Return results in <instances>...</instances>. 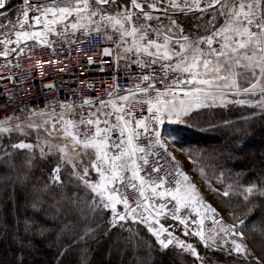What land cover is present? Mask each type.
<instances>
[{"label": "snow or ice", "instance_id": "6c2138e0", "mask_svg": "<svg viewBox=\"0 0 264 264\" xmlns=\"http://www.w3.org/2000/svg\"><path fill=\"white\" fill-rule=\"evenodd\" d=\"M81 42L98 55L69 92L0 97V264H264V157L228 167L264 133V0H0V66Z\"/></svg>", "mask_w": 264, "mask_h": 264}, {"label": "built area", "instance_id": "2783aa9c", "mask_svg": "<svg viewBox=\"0 0 264 264\" xmlns=\"http://www.w3.org/2000/svg\"><path fill=\"white\" fill-rule=\"evenodd\" d=\"M141 23H143L142 20ZM99 39L100 38L97 37L93 43L99 42ZM112 43L114 44L115 40H113ZM97 55V49L92 47L89 50V45L84 42L75 44L71 49V54L66 50L58 51L53 54L50 49L33 48L30 59H21L18 61L23 66V72H14L10 67L0 66V77L15 75L19 81V83L16 84L0 81V97L5 95V91L17 95V97L22 96L24 92H27L28 96L26 99L33 107H43L44 102L51 101L60 94L55 90L37 91V89L42 88L40 81L44 80L45 82H52V78L54 77H63L64 80L62 82L56 81V83L58 85L63 83V91L69 92L70 90L67 87L69 76L79 77L82 76L83 73L79 61H87L88 56L95 58ZM45 61H48V63H45ZM98 63H105L106 70L100 72L97 67L93 65L86 76L89 81H94L96 84L95 90L92 94L103 95L105 89L100 87V85H108L112 83L110 74L114 72L115 65L112 63L111 58H105V62ZM0 65H2V61H0ZM30 69L34 73L31 80H29L27 75ZM118 75L122 77L124 73H119ZM29 83H31V88L25 87L24 92H21V87ZM119 83L121 90L127 86V82L123 79H120ZM133 83H135V81H133ZM76 85L80 87V81H76ZM85 94L87 95L89 93L86 92ZM6 103H8L7 100L0 98V106ZM132 108L136 111L138 110V105L133 104ZM11 110L12 109L9 107L8 112H11ZM3 114V112H0V116Z\"/></svg>", "mask_w": 264, "mask_h": 264}, {"label": "trees", "instance_id": "16d2710c", "mask_svg": "<svg viewBox=\"0 0 264 264\" xmlns=\"http://www.w3.org/2000/svg\"><path fill=\"white\" fill-rule=\"evenodd\" d=\"M236 113H233V118H235ZM226 132L225 131H217V132H201L192 133L190 130L183 136L182 141L185 142V145L196 144H219L222 143L225 139ZM250 157H255L257 160L259 158L264 157V133L259 131L256 132L255 135L249 137L246 140V143L243 146V150L240 153V158L229 161L228 167L239 170L241 168H245L249 166L251 161ZM223 211V209H222Z\"/></svg>", "mask_w": 264, "mask_h": 264}, {"label": "crops", "instance_id": "0c3cea01", "mask_svg": "<svg viewBox=\"0 0 264 264\" xmlns=\"http://www.w3.org/2000/svg\"><path fill=\"white\" fill-rule=\"evenodd\" d=\"M167 129H166V131L168 130V129H176V134L181 138L183 135H185L187 132H188V130H189V128H186V129H188V130H185V132H183L182 130L183 129H185V127H182L183 129H181V127L180 126H177V125H168L167 124ZM185 133V134H184Z\"/></svg>", "mask_w": 264, "mask_h": 264}, {"label": "rangeland", "instance_id": "374dc122", "mask_svg": "<svg viewBox=\"0 0 264 264\" xmlns=\"http://www.w3.org/2000/svg\"><path fill=\"white\" fill-rule=\"evenodd\" d=\"M181 127V129H183L182 127L183 126H180ZM185 130H188V129H183L182 131L183 132H185ZM189 130H190V132H192V133H197L199 130H197V129H193V128H189ZM185 134V133H184ZM201 183H202V181H201ZM209 199L211 200V196H209Z\"/></svg>", "mask_w": 264, "mask_h": 264}, {"label": "bare ground", "instance_id": "6f19581e", "mask_svg": "<svg viewBox=\"0 0 264 264\" xmlns=\"http://www.w3.org/2000/svg\"><path fill=\"white\" fill-rule=\"evenodd\" d=\"M167 128H168V127H167V124H165L163 130L166 131ZM183 136H185V135H183ZM183 136L181 137V139L183 138ZM133 195H134V194H133L131 191L128 192V196H129L130 198L133 197Z\"/></svg>", "mask_w": 264, "mask_h": 264}]
</instances>
